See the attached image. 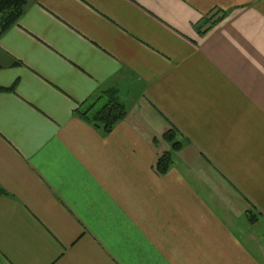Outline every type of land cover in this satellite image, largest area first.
I'll return each mask as SVG.
<instances>
[{
    "label": "crops",
    "instance_id": "0c3cea01",
    "mask_svg": "<svg viewBox=\"0 0 264 264\" xmlns=\"http://www.w3.org/2000/svg\"><path fill=\"white\" fill-rule=\"evenodd\" d=\"M104 90L128 111L107 135L76 114ZM0 186V264H264V0H28L0 37Z\"/></svg>",
    "mask_w": 264,
    "mask_h": 264
},
{
    "label": "trees",
    "instance_id": "16d2710c",
    "mask_svg": "<svg viewBox=\"0 0 264 264\" xmlns=\"http://www.w3.org/2000/svg\"><path fill=\"white\" fill-rule=\"evenodd\" d=\"M28 0H0V37L23 15ZM226 13L214 10L205 16L199 26L200 33L205 34L221 22ZM76 114L84 121L91 124L102 134H110L115 126L124 120L128 111L126 106L119 100L117 90H104L98 95L79 106ZM170 128L163 134L162 138L171 145V149L161 153L156 159L154 168L161 175L166 174L173 164V153L181 150L188 140L181 137V132L175 124L170 123ZM157 138H154L156 140ZM0 193L5 191L0 186ZM250 221H257L256 213L248 210Z\"/></svg>",
    "mask_w": 264,
    "mask_h": 264
},
{
    "label": "rangeland",
    "instance_id": "374dc122",
    "mask_svg": "<svg viewBox=\"0 0 264 264\" xmlns=\"http://www.w3.org/2000/svg\"><path fill=\"white\" fill-rule=\"evenodd\" d=\"M184 155L185 157H187V155L189 156L190 159H193L194 153H192L191 151H183L182 153H179ZM192 163H195V161H191ZM263 221H260L261 226L263 225L262 223ZM247 226L248 228H250L251 231L248 230V232L250 234L254 235H258V239H260V242L262 243V245L258 243V246L260 247V249L264 250V228H260L258 223H255L254 226H252L251 221L247 220ZM256 239V238H255ZM261 246H263V248H261Z\"/></svg>",
    "mask_w": 264,
    "mask_h": 264
}]
</instances>
